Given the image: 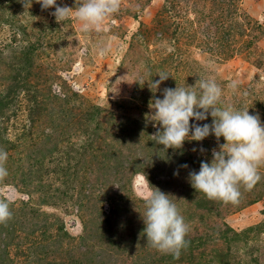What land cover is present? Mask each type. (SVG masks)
I'll use <instances>...</instances> for the list:
<instances>
[{"label": "rangeland", "instance_id": "374dc122", "mask_svg": "<svg viewBox=\"0 0 264 264\" xmlns=\"http://www.w3.org/2000/svg\"><path fill=\"white\" fill-rule=\"evenodd\" d=\"M26 2L0 0V200L12 212L0 264H264V165L237 203L209 200L188 173L211 161L216 138L161 151L149 117L164 88L213 78L218 106L264 123V0H121L89 32L74 14L58 24L54 8ZM150 186L188 225L179 259L146 245Z\"/></svg>", "mask_w": 264, "mask_h": 264}, {"label": "clouds", "instance_id": "9594fccd", "mask_svg": "<svg viewBox=\"0 0 264 264\" xmlns=\"http://www.w3.org/2000/svg\"><path fill=\"white\" fill-rule=\"evenodd\" d=\"M33 0L23 3L24 7L32 5ZM41 10L55 9L51 15L61 24L74 14L82 32L100 31L105 20L115 14L121 0H82L75 7L60 6L57 0H35ZM106 54L100 49L99 55ZM158 80L148 84L155 92L170 76L161 73ZM233 92L238 88L236 81L228 85ZM222 88L213 78L197 79L193 86L164 88L162 99L153 97L149 107L150 120L157 126L151 136L161 151L179 150L185 141L201 142L210 135L217 141V148L212 149L211 161L202 160L199 171L188 173V182L198 193L207 199L222 203H237L241 188L251 190L259 181L258 168L264 165V123L259 114L250 115L249 109L238 110L231 105H220ZM209 115L210 124L190 121H205ZM223 138L224 143L220 144ZM197 151V149H193ZM203 153L205 150H199ZM7 152L0 149V178L7 174L5 162ZM187 169L188 165H180ZM178 171L174 175H178ZM148 183V182H147ZM170 194L151 187L145 194V212L142 216L146 245L163 254H171L179 259L182 249L188 241V225L173 203ZM12 217L10 204L0 200V224H5Z\"/></svg>", "mask_w": 264, "mask_h": 264}, {"label": "trees", "instance_id": "16d2710c", "mask_svg": "<svg viewBox=\"0 0 264 264\" xmlns=\"http://www.w3.org/2000/svg\"><path fill=\"white\" fill-rule=\"evenodd\" d=\"M1 105V104H0Z\"/></svg>", "mask_w": 264, "mask_h": 264}]
</instances>
